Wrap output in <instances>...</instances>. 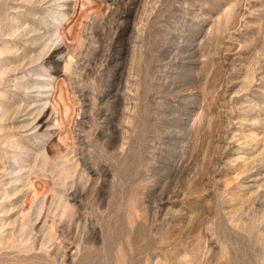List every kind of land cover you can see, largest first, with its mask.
Instances as JSON below:
<instances>
[{
	"label": "rangeland",
	"instance_id": "rangeland-1",
	"mask_svg": "<svg viewBox=\"0 0 264 264\" xmlns=\"http://www.w3.org/2000/svg\"><path fill=\"white\" fill-rule=\"evenodd\" d=\"M0 264H264V0H0Z\"/></svg>",
	"mask_w": 264,
	"mask_h": 264
},
{
	"label": "bare ground",
	"instance_id": "bare-ground-1",
	"mask_svg": "<svg viewBox=\"0 0 264 264\" xmlns=\"http://www.w3.org/2000/svg\"><path fill=\"white\" fill-rule=\"evenodd\" d=\"M34 31V30H33ZM32 30L31 31H27L26 33H29V32H33ZM35 32V31H34ZM33 32V33H34ZM25 33V32H24ZM26 35V34H25ZM35 35V34H34ZM36 37V36H35ZM37 37H39V36H37ZM37 39V38H36ZM40 39V38H39ZM35 40V39H34ZM32 63V62H31ZM16 69V68H15ZM14 71V70H13ZM44 109V108H43ZM17 111H19V110H17ZM44 111V110H43ZM20 112V111H19ZM17 113V112H16ZM41 113H42V110H39V112H38V114L36 115V118L35 119H38L40 116H41ZM7 115V114H6ZM35 121V120H34ZM36 122V121H35ZM39 122H40V120L37 122V125L39 124ZM42 123H44V122H42ZM41 124V123H40ZM40 126V125H39ZM37 127V126H36ZM18 179V178H17ZM19 179H22V178H19ZM14 180H16V179H14ZM18 181V180H17Z\"/></svg>",
	"mask_w": 264,
	"mask_h": 264
}]
</instances>
